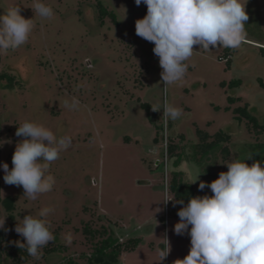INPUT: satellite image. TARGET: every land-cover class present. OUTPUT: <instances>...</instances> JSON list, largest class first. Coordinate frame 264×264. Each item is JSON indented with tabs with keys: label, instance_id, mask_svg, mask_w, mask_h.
<instances>
[{
	"label": "rangeland",
	"instance_id": "obj_1",
	"mask_svg": "<svg viewBox=\"0 0 264 264\" xmlns=\"http://www.w3.org/2000/svg\"><path fill=\"white\" fill-rule=\"evenodd\" d=\"M42 2L52 7L53 17L35 15L33 0H0V14L16 5L26 19H34L26 44L0 52V70L16 80L13 89L8 80L0 82V220L6 217L5 226H10L5 244L9 253L15 241H26L15 232L19 220L30 214L39 218L42 208L52 207L47 219L55 240L41 248L39 258L25 254L14 262L5 257L2 264H90L102 237L85 236L86 226L107 229L124 243L141 239L135 251L106 258L109 264H174L184 259L191 240L187 233L174 231L184 205L175 203L170 190L167 195L171 172H184L183 179L203 196L212 192L208 187L200 190L199 183L218 179L228 171L227 162L264 164V156L252 153L257 143H264V136L257 137L246 121L239 124L233 113L249 105L251 113L264 121V89L259 84L264 80V0H242L249 19L239 48L205 51L194 45L185 77L168 86V101L182 109V115L166 124L159 57L154 43L139 37L135 29L136 21L146 16L147 5L137 6L135 0ZM99 3L115 15V22L111 17L102 21ZM229 97L238 100L231 104ZM73 99L77 106H66ZM142 104L161 107L152 110L160 132ZM25 121L42 124L57 137L72 138L71 146L48 170L55 177L53 189L35 201L24 197L22 186L3 179L2 165L13 167L16 144L24 139L15 133ZM198 129L211 136L220 131L231 135L222 146L230 155L224 158L219 149L201 164L194 160ZM171 144L178 147L175 154L184 152L177 169L176 158L166 153ZM69 233L71 244L65 241ZM164 239L171 251L159 262Z\"/></svg>",
	"mask_w": 264,
	"mask_h": 264
},
{
	"label": "clouds",
	"instance_id": "obj_2",
	"mask_svg": "<svg viewBox=\"0 0 264 264\" xmlns=\"http://www.w3.org/2000/svg\"><path fill=\"white\" fill-rule=\"evenodd\" d=\"M135 3L147 5V14L136 21L135 29L139 37L154 43L153 52L159 57L164 94L162 117L166 124L182 115V109L168 101V86L185 77L186 61L193 55L194 45L205 51H210V47L239 48L247 36L245 24L249 16L242 0H135ZM31 8L43 18L54 15L52 7L42 0H33ZM33 28L34 19L21 15L20 6L8 7L0 14V52L26 44ZM77 104L75 99L71 105L66 102L71 108ZM152 110L161 111V107L152 106ZM15 135L24 139L16 144L13 167L10 169L8 163H3V179L8 185L22 186L24 197L35 201L53 189L55 177L48 170L60 153L71 146L72 138L57 137L48 127L31 121L19 125ZM226 164L228 171L221 172L218 179L210 184L199 183L200 190L208 187L212 195L190 197L186 204L183 200L175 201L184 206L177 213L180 220L174 231L177 235L187 233L191 247L189 254L174 264H264V164L257 161L249 166L241 160ZM53 211L52 207H44L39 218L30 214L19 220L15 232L26 243L15 241L16 246L39 258L41 248L55 240L47 219ZM5 218L0 220V229H4ZM164 240L166 245L158 251L159 262L171 251L168 240ZM65 241L71 244V233Z\"/></svg>",
	"mask_w": 264,
	"mask_h": 264
},
{
	"label": "trees",
	"instance_id": "obj_3",
	"mask_svg": "<svg viewBox=\"0 0 264 264\" xmlns=\"http://www.w3.org/2000/svg\"><path fill=\"white\" fill-rule=\"evenodd\" d=\"M98 7L100 8V16L102 21H104L105 18L111 17L113 21L115 22V15L113 13H109L100 3L98 4ZM2 80H8L10 83V88L13 89L16 83L15 77L10 76L7 73H4L0 70V82ZM234 85H240L241 81H234L232 82ZM260 86L264 89V80L259 79ZM225 86V83L223 84ZM238 99L229 97V102L232 104L236 102ZM142 107L148 112L149 119L153 122L155 127L158 129V132L162 130L161 126H158V124L155 122L153 118V112L152 107L148 104H142ZM217 111H220V108L216 107ZM230 108H225L226 112H229ZM235 114V120L242 124L243 121H246L248 123V126L251 127V129L254 131V134H256L257 137L264 136V121L260 122L257 117H255L251 111L250 106L245 105L244 107H239L233 111ZM197 135L199 137V144L197 145V153L194 155V160L198 161L199 164H201L202 161L209 158L213 153H215L217 150L222 149V153L225 157H228L230 155L229 148L225 147L222 148L223 144H226L230 142L231 135L220 131L216 133L214 136H211L205 131H202L200 129L197 130ZM159 137V136H158ZM159 138L155 139V142H158ZM178 147L174 144H171L168 147L167 153L170 154L171 159L176 158V161L174 162V168L177 169L180 167L182 162L184 161V152H181L180 154H175ZM252 153L257 158H263L264 156V143H257L256 146L252 149ZM197 155H200V159H197ZM172 179L169 183V190L170 193L173 195V197L176 200H183L184 204H186L190 197L194 196H201L196 191L194 186L186 182L183 179L184 172L182 171H172ZM2 190L1 182H0V193ZM1 200V198H0ZM10 230V226L6 225L4 229H0V264L3 263V260L5 257L12 258L14 262H19V257L24 256L25 254H28L26 249H21L18 246H16L15 243L12 244L11 251L9 253L6 252L5 244L7 241L6 233ZM84 234L87 237L95 238L97 235H100L102 237L101 242L95 246L94 252L90 255L89 263L90 264H109L108 259L106 258H118L120 257L124 252H133L137 249V247L141 244V239L139 238H129L125 243L121 242L118 238H113V235L108 232L107 229H103L102 231H93L89 228V226L85 227ZM26 242V241H25ZM24 242V243H25ZM57 248H54L52 252L56 251ZM73 264V263H69Z\"/></svg>",
	"mask_w": 264,
	"mask_h": 264
},
{
	"label": "built area",
	"instance_id": "obj_4",
	"mask_svg": "<svg viewBox=\"0 0 264 264\" xmlns=\"http://www.w3.org/2000/svg\"><path fill=\"white\" fill-rule=\"evenodd\" d=\"M166 153H167V152H166ZM166 156H167V159H168V155H166ZM167 163H168V162H167V160H166V162H165L166 167H167ZM168 185H169V183L166 182V186H167V187H166L167 195H168V193H169ZM168 202H169V201H168ZM168 202H167V203H168ZM167 205H168V204H167ZM167 207H168V206H167ZM167 219H168V218H167Z\"/></svg>",
	"mask_w": 264,
	"mask_h": 264
},
{
	"label": "crops",
	"instance_id": "obj_5",
	"mask_svg": "<svg viewBox=\"0 0 264 264\" xmlns=\"http://www.w3.org/2000/svg\"><path fill=\"white\" fill-rule=\"evenodd\" d=\"M159 164V163H158Z\"/></svg>",
	"mask_w": 264,
	"mask_h": 264
}]
</instances>
